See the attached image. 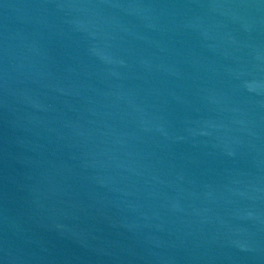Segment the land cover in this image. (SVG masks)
I'll return each instance as SVG.
<instances>
[{"label":"water","instance_id":"1","mask_svg":"<svg viewBox=\"0 0 264 264\" xmlns=\"http://www.w3.org/2000/svg\"><path fill=\"white\" fill-rule=\"evenodd\" d=\"M0 264H264V0H0Z\"/></svg>","mask_w":264,"mask_h":264}]
</instances>
